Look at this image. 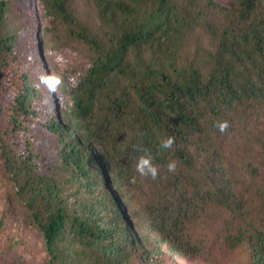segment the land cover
I'll use <instances>...</instances> for the list:
<instances>
[{"label":"trees","instance_id":"obj_1","mask_svg":"<svg viewBox=\"0 0 264 264\" xmlns=\"http://www.w3.org/2000/svg\"><path fill=\"white\" fill-rule=\"evenodd\" d=\"M79 2L0 0V158L41 264H264V0Z\"/></svg>","mask_w":264,"mask_h":264},{"label":"rangeland","instance_id":"obj_2","mask_svg":"<svg viewBox=\"0 0 264 264\" xmlns=\"http://www.w3.org/2000/svg\"><path fill=\"white\" fill-rule=\"evenodd\" d=\"M84 6L82 0L78 3ZM85 7V6H84ZM92 15L85 17L91 20ZM21 24L31 22L27 15L21 16ZM62 44V48H67L70 53L76 55L79 52H85V49L78 42L70 44L67 40ZM76 50V51H75ZM43 53V51H42ZM80 55V54H79ZM28 59V57H26ZM36 138V142L42 145L43 149L50 150L51 143L44 137V133ZM38 134V135H39ZM6 217V223L0 232V264H41L44 259L42 244L38 237L25 223L22 212L13 197L11 182L4 172L2 160L0 158V216ZM217 252V251H215ZM215 264H244L245 253L241 249L231 255L216 253ZM194 262V261H193ZM192 264V261L190 262ZM204 258H198L193 264H214Z\"/></svg>","mask_w":264,"mask_h":264},{"label":"clouds","instance_id":"obj_3","mask_svg":"<svg viewBox=\"0 0 264 264\" xmlns=\"http://www.w3.org/2000/svg\"><path fill=\"white\" fill-rule=\"evenodd\" d=\"M58 60H61L62 57H57ZM39 83L42 84L50 93H55L60 85L63 83V80L60 76L55 74H42L39 76ZM75 86V82H74ZM214 127L221 133H225L229 128V122L227 120L217 121L214 124ZM175 143V137L166 136L162 137L158 143L159 150H169L173 147ZM134 150L139 153L134 162V170L140 178H151L155 180L159 174V167L156 165L155 157L152 152L144 147L142 144L134 145ZM168 172L175 173L177 168V163L175 160H171L166 165ZM137 181L136 176L129 178V183L135 184Z\"/></svg>","mask_w":264,"mask_h":264}]
</instances>
